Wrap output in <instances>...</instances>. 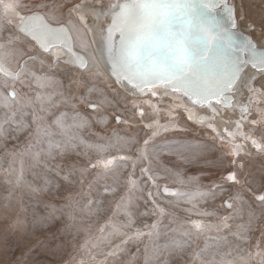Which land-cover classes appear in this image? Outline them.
Masks as SVG:
<instances>
[{
  "label": "snow or ice",
  "instance_id": "snow-or-ice-1",
  "mask_svg": "<svg viewBox=\"0 0 264 264\" xmlns=\"http://www.w3.org/2000/svg\"><path fill=\"white\" fill-rule=\"evenodd\" d=\"M0 264H264V0H0Z\"/></svg>",
  "mask_w": 264,
  "mask_h": 264
},
{
  "label": "rangeland",
  "instance_id": "rangeland-1",
  "mask_svg": "<svg viewBox=\"0 0 264 264\" xmlns=\"http://www.w3.org/2000/svg\"><path fill=\"white\" fill-rule=\"evenodd\" d=\"M168 139L172 141L173 143L169 146H165V152L169 149L175 151V150H180V151H196L197 150V145L198 143L204 141L207 139L206 135H201L198 132H191L188 134L184 133H169L168 134ZM180 140H189L190 143L187 145H181L179 143H176V141ZM172 157L168 156L165 154L164 159H171ZM194 171V169H190V172ZM101 224L103 221L100 222ZM81 243H83V238H81ZM132 251H135V248L133 247Z\"/></svg>",
  "mask_w": 264,
  "mask_h": 264
}]
</instances>
